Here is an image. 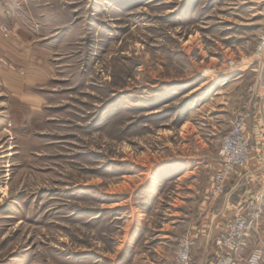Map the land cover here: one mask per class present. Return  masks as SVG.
I'll return each mask as SVG.
<instances>
[{
  "label": "rangeland",
  "instance_id": "1",
  "mask_svg": "<svg viewBox=\"0 0 264 264\" xmlns=\"http://www.w3.org/2000/svg\"><path fill=\"white\" fill-rule=\"evenodd\" d=\"M261 37L264 0H0V264H195Z\"/></svg>",
  "mask_w": 264,
  "mask_h": 264
},
{
  "label": "crops",
  "instance_id": "2",
  "mask_svg": "<svg viewBox=\"0 0 264 264\" xmlns=\"http://www.w3.org/2000/svg\"><path fill=\"white\" fill-rule=\"evenodd\" d=\"M251 124L245 125V134L249 140L250 155L246 165L229 180L224 195L210 198L207 192L198 205L200 213L195 237L199 247L192 251L195 264H212L216 253L213 240L226 222L241 207L248 215V225L236 264H253V253H243V248L251 240L257 228L264 227V106L253 110ZM194 230V228H193ZM258 236V232H257ZM259 237L263 238L264 235ZM264 258V251L255 255ZM250 255V256H249Z\"/></svg>",
  "mask_w": 264,
  "mask_h": 264
},
{
  "label": "built area",
  "instance_id": "3",
  "mask_svg": "<svg viewBox=\"0 0 264 264\" xmlns=\"http://www.w3.org/2000/svg\"><path fill=\"white\" fill-rule=\"evenodd\" d=\"M256 51L257 54L264 52V37L260 38ZM249 155V144L243 131V117L239 115L234 119L230 131L222 139L218 148L219 168L212 177L210 195L212 198L224 194L223 187L226 180L244 168ZM248 222V215L243 207L226 220L221 231L217 233L213 240L216 264H236V258L243 245ZM189 250L190 240L186 237L181 238L175 252L173 264H191Z\"/></svg>",
  "mask_w": 264,
  "mask_h": 264
},
{
  "label": "bare ground",
  "instance_id": "4",
  "mask_svg": "<svg viewBox=\"0 0 264 264\" xmlns=\"http://www.w3.org/2000/svg\"><path fill=\"white\" fill-rule=\"evenodd\" d=\"M199 88H200V87H199ZM186 176H187V175H186ZM186 176H185V177H186Z\"/></svg>",
  "mask_w": 264,
  "mask_h": 264
}]
</instances>
